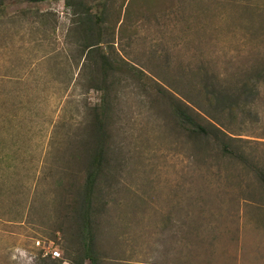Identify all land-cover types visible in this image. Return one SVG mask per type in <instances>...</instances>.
<instances>
[{
    "label": "rangeland",
    "instance_id": "1",
    "mask_svg": "<svg viewBox=\"0 0 264 264\" xmlns=\"http://www.w3.org/2000/svg\"><path fill=\"white\" fill-rule=\"evenodd\" d=\"M66 1L5 0L0 11V264L78 259L65 201L103 77L115 82V176L95 207L101 264H264V0H83L108 21L90 57L79 0ZM98 53L115 65L106 75ZM199 69L228 88L263 72L237 121L207 116L228 151L181 129L156 90L200 102Z\"/></svg>",
    "mask_w": 264,
    "mask_h": 264
},
{
    "label": "trees",
    "instance_id": "2",
    "mask_svg": "<svg viewBox=\"0 0 264 264\" xmlns=\"http://www.w3.org/2000/svg\"><path fill=\"white\" fill-rule=\"evenodd\" d=\"M4 1L0 0V11L5 5ZM68 1L70 0L66 1V5ZM76 8L78 18L76 26L80 32L84 33L85 43L83 44V52H86L90 57L93 51L98 52L99 48L97 47L102 46V43L107 41L106 37L104 41L102 38V33H104L102 29L104 28L99 27L97 29L96 24L108 21H106V15L93 13L83 0H79ZM119 20L117 24H119ZM115 25L108 24L106 29L115 30ZM95 31L97 35L94 34ZM98 55L102 58V71L100 72L106 75L107 66L109 65L110 68H114L115 65H113L107 54L98 53ZM195 74L197 80L192 85L198 88L199 92L204 93V97L203 99L201 98L200 102H192V98L189 101L180 99L173 93L169 94L166 88H157L156 90L167 102L174 119L181 129L194 134L195 137L204 136L207 139L210 138L218 143H223L219 134L221 129L219 130V127H216L207 116H213L218 119V115L214 116V112L216 111L219 115L224 113L234 121H237L242 114L240 108L242 100L251 96V98L255 97V89L263 72L260 71L254 75L251 73L249 77L242 80V83L231 88L222 87L212 81L203 73L202 69L197 70ZM114 84L115 82L108 81L107 77H103L101 83L94 84L104 94L101 104L95 106V121L93 122L89 140L85 146L86 152H83L85 154V165L79 171L78 180L71 184L72 186L69 185L70 190L67 192L68 201H65V204L70 208L72 216L77 219L75 235L77 244L80 247L78 259L72 260V264H84L85 260H90L92 264H101L99 253L96 250L98 220L96 219L97 211L95 207L97 206L96 202L99 203V194H101L102 190L100 183H102L104 177L113 179L115 176L111 174L112 170L107 166L110 162L111 151L108 143L107 114L113 103L110 92L114 89ZM202 110L207 114L206 116L202 114ZM223 148L225 151H228L227 144L223 143ZM58 264H61V262Z\"/></svg>",
    "mask_w": 264,
    "mask_h": 264
}]
</instances>
